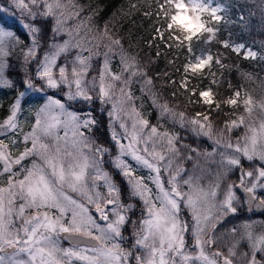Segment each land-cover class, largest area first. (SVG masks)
<instances>
[{
	"label": "snow or ice",
	"instance_id": "obj_1",
	"mask_svg": "<svg viewBox=\"0 0 264 264\" xmlns=\"http://www.w3.org/2000/svg\"><path fill=\"white\" fill-rule=\"evenodd\" d=\"M40 4L44 6L43 11L39 8ZM62 7L65 5H62L60 0H9L7 7L0 5V18L5 22L10 18L29 36V42L20 47L23 44L20 37L0 23V87H15L14 82L4 75L7 67L4 58L10 55L7 51L9 46L13 49L19 47V58L26 69L27 65L35 62L34 74H29L26 70L22 80L24 91L18 93L11 106L10 115L0 124V136L19 130L17 114L21 109V100L26 94L43 93L45 101L36 112L32 130L22 136L25 148L19 156L11 157L6 151L7 145L0 140V162L3 165L0 177L8 174V187H0V252L8 248L13 249L10 255H0V264H73V259L84 264H193L196 261L201 264H217L215 258L210 259L206 254V246L216 243L208 234L226 218L235 216L244 206H247L249 211L252 210L253 203L258 200L257 188L264 189V167L255 168L254 171H241L239 184H226L221 199H217L221 187L219 177L227 176V172L233 167L242 169V159H258L264 164V143H260L257 149L259 141L256 130L246 126L253 135L249 137L246 133L243 142L238 139L234 143L228 141L224 144V148L232 152L227 156L221 153V164H226L228 168L217 174V182L211 185L209 190L194 185L191 176L181 181L179 177L185 171L182 165L177 164L173 171L175 158L180 152L176 147L179 135L167 130L158 131L157 126H150L149 121L143 119L135 108H132L135 120L131 124V130L120 115L124 112L125 104L134 102L133 94L129 90L131 78L144 76L148 84H151L152 80L147 77L146 72L134 67L135 57L125 52L120 39L109 35L105 26L103 35L110 44L103 45L106 51L102 54L99 84L97 86L95 76L88 81L86 77L93 55H101L98 52L93 53L92 48H98L99 44L92 45L91 41L86 40V34L79 37L83 21L77 23L75 30L67 28V20L73 15L79 16V11L68 16H64L62 12L58 15L54 8ZM11 8L19 10V15L12 12ZM158 10L164 13L165 31L169 32V39L180 43L187 42L189 53L192 51L191 41L197 33L206 32L210 38L215 35V29L206 27L202 16L207 14L211 19H220L217 16L220 9L212 6V0H164L163 3H158ZM48 17L54 19L53 35L48 42L49 50L44 51L42 58L37 59L38 52L43 48L40 18ZM157 33L163 39V33L159 29ZM63 34H66L68 39L57 43L56 37ZM113 46L120 50L122 70L119 74L114 73L110 66ZM179 46L178 43L177 47ZM223 46L232 47L227 41L223 42ZM243 47L244 45H236L233 51L238 52ZM72 49L88 51L89 55L85 57L78 52L71 61L70 71L67 63L57 66L58 58ZM247 55L254 57L256 53L249 50ZM213 59L211 54L197 57L195 63L185 65V71L191 68L193 72H197L211 64ZM215 62L221 63L219 58ZM128 69L132 71L129 78L124 79V72ZM116 82L121 84L119 96L116 95ZM182 86H185L184 82ZM50 89L56 90L58 94L48 95ZM195 94L193 89L192 95ZM199 95L204 104L211 108V89L201 91ZM235 96L239 97L240 92L236 91ZM95 101H99L101 105L111 104V110L106 113L109 118L107 131L108 139L116 148L115 153L112 147L103 141L101 130L104 125L91 110H71L73 102L84 103L90 108ZM152 102L160 108L161 117L165 113H170L174 118L178 115L180 126L184 127V113L177 114L170 110L167 104H159L155 96ZM226 103L235 105L237 100L228 99ZM250 104L251 98L245 100L246 111L249 113L252 111L247 107ZM216 107L218 108L219 104H216ZM261 108L264 109V104ZM196 116L201 119L190 118L187 121L192 126L193 133L213 139L210 116L200 112ZM116 121H119L121 133L115 131ZM243 123L244 117L241 116L239 123L231 121L225 124V128L230 132L233 127H239ZM145 128H149L146 135ZM61 129L63 136L60 135ZM220 135L223 136V131ZM259 135L264 141V122L260 125ZM124 140L127 143L122 142ZM29 142L30 147L27 146ZM220 143L219 139L214 140V144ZM157 144L166 146L167 151L173 154L163 165V170L169 173L167 181L161 177L160 164L166 157L163 152L156 150ZM183 147L192 152L197 151L188 145ZM30 157L36 159L31 160L30 167H25L22 162ZM130 161L154 173L147 179L155 186V193L145 183V177L135 175L136 169ZM106 163H110L119 175L126 178V198L113 173L104 169ZM13 165H19L20 171L26 173L24 179H13L19 175L13 171ZM246 178L253 180L246 184ZM100 181L102 183H98ZM184 185L189 187V191H182ZM101 188L106 191H101ZM236 189L245 194L243 201L237 196ZM5 192L8 193L7 201ZM69 192L75 193L78 198ZM17 197L22 201L18 205L15 203ZM137 201L143 205L138 226L131 216L137 210ZM255 207L264 211V198L259 199ZM52 209L58 214L53 216L50 211ZM91 209L98 215H93ZM182 209H187L190 213L191 224L181 216ZM13 216L20 221L18 228L15 227ZM126 226L131 227L132 240L127 248L122 244ZM242 227L244 231L232 244L229 255L224 256L222 252L217 251L212 254L213 257H221L223 264H233L229 258L236 255L233 249L239 246L241 240L246 239L249 241L250 252L241 254L246 264H264V255L260 259L256 257L257 252L264 253V222L261 223L262 230L259 233L255 232L254 222H246ZM189 231L194 240V247L198 249L197 255L190 254L186 248L185 235ZM230 232L235 234L237 228H231ZM62 233L68 234L64 238L69 241H76L77 237L84 240L77 241L72 247L62 248ZM85 241L86 246H77ZM89 252L92 255H89ZM21 254H26L27 259L19 258Z\"/></svg>",
	"mask_w": 264,
	"mask_h": 264
},
{
	"label": "trees",
	"instance_id": "obj_2",
	"mask_svg": "<svg viewBox=\"0 0 264 264\" xmlns=\"http://www.w3.org/2000/svg\"><path fill=\"white\" fill-rule=\"evenodd\" d=\"M216 5L222 7L221 20L213 23L210 18H206V27L215 29L214 37H209L206 32H201L198 36L191 41L192 51L189 53L187 48V42L180 43L175 40L169 39V32L165 31L166 20L163 18L161 12L158 10V3H163L164 0H60L62 5V12L64 16H68L70 13L79 11V16L73 15L71 19L67 20L66 27L75 30V26L78 22L83 21V25L80 28L79 37H84L86 34V40L91 41L92 45L99 44V47H93V53H100L101 55H93L91 70L89 75H96L98 69L103 61L102 54L106 51L103 45L110 44V41L103 35L105 26L109 35L114 38L120 39L121 44L124 47L126 53L135 57V65L140 71L146 72L147 77L152 80L151 84L146 83V78L141 75L136 76V80H133V84L143 85L146 90L151 91V95H145L142 101L146 106L151 108L150 117L147 119L149 123H157V128L160 132L165 130L171 132L176 131L181 139H185V143L191 146V142L188 141L189 137L184 133L182 128H178L176 124H173L168 118L171 117L164 115L161 117L160 108L153 106V96L156 97L159 104H167L168 108L175 113H184V118H200L196 114L198 112L208 114L210 116L213 129L221 128L223 124L229 121V115H219L220 110L230 113L227 104H223L222 98L219 97V107L215 108L217 112H213L211 108L206 110L204 105L196 103L200 102L199 93L206 88L211 87L215 97L222 93V88H230V92L246 88V74L251 73L254 75V80L261 79L262 73L264 75V12L260 7V2L264 0H213ZM0 5L7 7L9 0H0ZM134 6V7H133ZM168 7V6H166ZM13 9V8H11ZM10 9V10H11ZM18 16L16 10L12 11ZM148 13V15H145ZM159 13V14H158ZM88 17H91L89 20ZM41 19L42 35L41 43L43 48L48 45L53 35L52 28L54 21L47 20L44 22V18ZM50 22L49 26L48 23ZM0 23L4 24L5 28H10L17 36L20 37L23 44H27L28 40L25 38V33L21 30L16 23L11 21L5 22L0 18ZM157 29L163 33V39L158 35ZM179 35V33H175ZM79 37H76L79 39ZM95 37L96 39H93ZM227 41L231 46L244 45L245 48L254 50L257 53V59L254 62H248L241 56L233 53L229 48L223 46V42ZM180 44L177 47V44ZM119 48L113 46V53L110 54V59L119 57ZM159 53V55H157ZM69 53L64 55L63 61L68 59ZM211 54L213 56V62L208 65L210 72H214L215 84L210 85L209 81L202 80L198 82L193 77L189 82H185L186 77L185 65L188 64L189 59L198 55ZM219 54V55H218ZM42 56V49L37 54V59ZM20 57L19 47L13 49L12 53L7 59V67L5 69V76L7 79L14 82L15 91L21 90L24 85L22 80L25 76V72L33 74V66L35 62L27 65L25 68L22 59ZM219 58L220 64L215 61ZM258 63V64H256ZM223 65V66H221ZM132 71V69H130ZM259 86V84H254ZM250 88V87H249ZM134 88L135 94L139 92ZM195 89V95H192V90ZM252 90H254L252 88ZM14 93V92H13ZM142 103V102H141ZM96 109V106L95 108ZM4 114V112H2ZM176 117H179L178 115ZM173 118V117H172ZM98 119V118H97ZM104 125L102 128L103 141L107 143L109 147H113L112 142L108 139V131L105 128V122L100 120ZM217 122V126L215 125ZM221 123V124H220ZM202 147L204 140H197ZM111 171V170H110ZM114 179L120 186L125 194L124 182H119L120 177L116 174ZM138 204V202H137ZM137 210L131 214L132 219L138 222ZM235 219H239L237 222H227L225 228H239L240 223L245 219L242 218V211H239ZM247 215V214H246ZM249 215V214H248ZM251 219V218H250ZM220 232L223 231L219 227ZM219 232V233H220ZM131 227L126 226L124 229V236L130 237ZM232 239H222L220 244L216 245L215 250H220L225 256L229 255V247H232ZM130 243L127 245L130 246ZM212 248V247H211ZM213 249V248H212ZM218 250V251H219ZM236 252L235 256L229 257L233 262L239 261L238 264H245V259L242 258V253H249L248 247L240 243L239 246L233 249ZM216 252V251H215ZM257 259L261 256L256 254Z\"/></svg>",
	"mask_w": 264,
	"mask_h": 264
},
{
	"label": "rangeland",
	"instance_id": "obj_3",
	"mask_svg": "<svg viewBox=\"0 0 264 264\" xmlns=\"http://www.w3.org/2000/svg\"><path fill=\"white\" fill-rule=\"evenodd\" d=\"M49 2H52V0H49ZM212 6L220 9L217 12V16H219L220 19L219 20L212 19L213 23H216V22H219L221 20V15H222L221 12L223 9L220 5H216L213 0H212ZM260 7L262 8V11L264 12V1L260 2ZM39 8L41 11H43L44 10L43 4H40ZM14 10H16L18 12V15H19V10L15 9V8L11 9V11H14ZM33 10L35 11V8ZM62 10H63L62 8L61 9H55L54 8V11H56V13L58 15L62 12ZM159 12H161L162 17L164 18V13L162 11H159ZM208 17L209 16L207 14H204L202 16V19L205 21L206 18H208ZM2 20H4V19L2 18ZM47 20H49V21L53 20L54 21V19L52 17H48V18L44 19V22H46ZM7 21H11V19L9 18ZM16 24H17V26H19L21 28V26L18 23H16ZM49 24H50V22L48 23V26H49ZM51 26L54 27V24ZM21 30L25 33V38L29 42V36L26 34L24 29L21 28ZM197 34H199V33H197ZM65 39H68V36L66 34H63V35L56 37V42L62 43ZM239 45H241V44H239ZM235 46L236 45H234L230 48L231 51H233V48ZM48 50H49L48 45L45 48H42V55H43L44 51H48ZM249 50L251 52L256 53L254 50L249 49V48H245V47L240 49L238 52L237 51H233V52L235 54L241 56L244 60L251 63V62H254L255 59H257L258 55L256 53V55L254 57L248 56L247 53ZM7 51H9L10 54L12 53L11 46H9L7 48ZM78 52H80L79 49L70 50L67 54H69V53H72V54H70L68 56V59L65 61H63V59H64L63 56L67 55V54H62L58 58L57 66L67 63L69 71H70L71 67H72L71 61L74 59V57L77 55ZM80 54L87 57L89 55V52L83 51V52H80ZM206 55H208V54H206ZM206 55L204 54V56H206ZM9 56L10 55H8L7 57L4 58L6 60V63H7V59ZM200 56H202V55H198L194 58L189 59L188 64L190 62L195 63L196 58L200 57ZM40 58H42V56ZM93 58H94V56H93ZM259 62H264V60L259 61ZM90 63L92 64V60ZM256 64H258V63H256ZM101 65H102V63H101ZM110 66H111V69L114 73L119 74L122 70L120 58L116 57V58L110 59ZM34 68H35V65L33 66V70H32L33 74H34ZM99 69H100V67H99ZM99 69H98L97 74L94 75L95 77H97V86L99 84V80H98ZM90 70H91V68L89 69V71L87 73V77H86V79L88 81H91L92 77H94L92 74L89 75ZM210 71L208 69V65L204 66L202 69L198 70L197 72H193L191 70V68H189L187 71H185L187 78H185L184 83L189 82L193 77H195L198 82H201L202 80H207V81H209L210 85H214L216 83V82L213 83V81H215V79L213 77L214 72L212 73ZM130 72H131L130 69L125 71L123 78L124 79L129 78ZM4 75H5V72H4ZM135 78H136V76L131 78L132 82H133V80H136ZM245 79H246V83H245L246 88H241L240 90L239 89L237 90L240 92L239 97L235 96L236 91L230 92V88H228V87L222 88V93H220L216 97L211 90V97H210L212 100L211 108H215V105L219 104V101H217V99L219 97L222 98L223 104H227L226 106L228 107L230 113L221 109L220 114H219V115H223V114L229 115L230 114L231 118H229V121L227 123H230L231 121H237V123H239V118L241 116L244 117V123L240 124L239 127H233L230 132L227 130V128H225V124H223V126L221 128H219L217 126V122L215 121L216 122L215 125L217 126V128L212 129L213 139H209L207 136H203V135L197 136L196 134H194L193 131L191 130L192 126L187 123V121L189 119L184 118L185 124H184V127H181L180 123H179V119H180L179 117H175V118L173 117L172 118V116H171L168 118L173 124H176L178 126V128H182L184 130V133L187 134V136L189 137L188 141H190L192 144L190 146V148L197 150L196 152H192L189 149L184 148L183 145H186L185 139L180 138L177 141L176 147L180 149V152H179V155L176 156V158H175V162L173 165V171H175V166L177 164L182 165V167L185 169V171L183 173H181V176L179 177V179L181 181L183 179H187L189 176H191L193 178V184L194 185H198L199 187L204 188L206 191L209 190L210 186L214 185L217 182V179H218L217 174L224 172L228 168V166L226 164H221V160H222L221 153H224V155L227 156V155H231L232 152H231V150H226L224 148V144L228 141H231L234 143L238 139L243 142V137L245 136L246 133L249 137H251L253 135V132L249 131L246 126H250L251 129L256 130L257 139L259 141L257 144V149H259L260 143H264V141L261 140L260 135H259L260 125L262 122H264V109L261 108V105L264 104V75L262 73L261 79L256 81V80H254L253 74L247 73ZM254 84H259V86L253 87ZM120 86H121L120 82H116L115 90H116L117 96H119ZM134 88H138V89H136L139 92L138 94H135V91L133 90ZM252 88L254 90H252ZM208 89L209 88H206L203 91H207ZM210 89H211V87H210ZM129 90L133 94L134 102H130L128 104H125L123 106L124 112L120 113V115H121L122 119H124L125 122L128 124L129 129L131 130V124L135 120V113L132 112V108H135L136 111H138L141 114L143 119H148L150 117V115H151L150 112L152 109L149 108L148 106H146L144 104V102L142 101V98L145 95H151V91L146 90L143 87V85H139V84H134L133 87L131 85ZM21 91H24V87L19 91H15L13 88L6 87V86L0 87V124H3L4 121L7 119V117L10 115L11 106L13 105L14 101L16 100L18 93ZM47 94L48 95H57L58 93L56 92V90L50 89V90H48ZM43 96H44L43 93L37 94V93L33 92V93L26 94V96L21 100V109L17 114L19 130H17L16 132L9 131L6 136H0V140H2L5 145H7L6 151H7V153H9L11 155V157L15 158L16 156H19L21 152L24 151L25 144L22 142V136L24 133H28L32 130V125L35 123L36 112L45 102L43 99ZM248 98H251V104L247 106V107H250L252 109L251 113L246 111L245 100H247ZM199 99H200V102L196 101V103H200V104L204 105V108H206V110L211 109V108H209L208 105L204 104L203 98L200 97V95H199ZM228 99H236L237 103L235 105H230V104L226 103V101ZM95 106H96V109H94ZM153 106L155 107L156 105L153 104ZM101 109H103L104 111H101ZM71 110H75L78 112H82L85 110H91L93 115L96 116L98 118V120H102L105 122V126H106L105 128L107 129V126L109 124V118H108L106 113L108 110H111V104L101 105L99 101H95L91 105V107L88 108V106H86L84 103L73 102ZM212 111L217 112L216 108L212 109ZM2 112H4V114ZM165 115L168 116L167 113H165ZM196 119H201V118H196ZM149 124H150V126H153V125L157 126V123H151L150 122ZM115 131L117 133L122 132V129H120V127H119V121H116V123H115ZM148 131H149V128L144 129L145 135L148 133ZM221 131H223V136L220 135ZM170 133H176V131H171ZM60 135L63 136V129L60 130ZM42 139H44V138L42 137ZM215 139H219L221 141V143L219 145L214 144ZM197 140H204V142H202L204 147H202V145ZM12 141H15V143H12ZM46 142H47V140H46ZM122 142L127 143L126 140H124ZM27 146L30 147L31 143L29 142ZM141 147H142V145H141ZM149 148L151 149V142H149ZM112 150H113V153L116 152V148L114 147V145L112 147ZM156 150L163 152V154L166 157L165 161H161L160 164L162 167L161 177L163 179H165V181H167V177H168L169 173L163 170V165H164V163H166L167 158L173 154H171L167 151L166 146H162L160 144H157ZM197 153H199V155ZM208 153H210L211 155H207ZM188 156H191L192 158L187 159ZM33 159H36V157H30V158L24 160L22 163L25 167H30L31 160H33ZM129 160H130V158H129ZM130 162L133 164V167L136 169L135 175L145 177V183H147L149 185V187H151L153 189V193H155V191H156L155 186L151 183V181H149L147 179L149 177V175H154V173H150V170H148L147 168H144L140 165H137L134 161H130ZM241 163L243 165L242 169H237V168L233 167L230 171L227 172V176L219 177L221 187L218 191L217 199L222 198V194L224 192L226 184H228V183L239 184L241 171H254L255 168L264 167V164H262L258 159H254L253 161H247L246 159H242ZM2 167H3L2 162H0V170H2ZM12 167H13V171L19 173V175L14 177L13 179L14 180L24 179V176L26 175V173L23 171H20V166L19 165H13ZM104 169L109 171L110 173L116 174L118 177L121 178L119 182H124V184H125V188H126L125 189V198H126L127 197V191H128L126 178L119 175V173L115 169H113V167L110 163H106L104 165ZM254 175H255V173H254ZM252 180H253V178H246L245 183L250 184L252 182ZM98 183H102V181H100ZM0 187H4V188L8 187V174H5L4 176L0 177ZM166 187H167V183H166ZM100 190L106 191L103 188H101ZM182 191H185V192L189 191V187L187 185H184L182 187ZM69 194L76 197L75 193L69 192ZM236 194H237V196L240 197L241 201H243L245 199V196L242 193H240L237 189H236ZM4 195H5V200L7 201L8 193L5 192ZM256 196H257L258 200L261 198H264V189L257 188ZM76 198H78V197H76ZM21 202L22 201L19 199V197H17L15 203L18 205ZM137 202H138V206H140V209H141L143 207V205L139 201H137ZM256 202L257 201H255L254 203H256ZM140 209L137 211V212H140V215L138 214L137 226L139 224V218L141 216ZM50 211H51L53 216L58 214L55 209H52ZM91 211H92L93 215H98L95 213L94 209H91ZM240 211H242L241 217L245 218V219L240 223V226L237 229V232L235 234L230 232L231 228H225V226H226L227 222L240 221L239 219H235V218H236V216H239L241 214V212L237 213L239 215L236 214L235 216H229L228 218H226L225 221L222 222V224H218L217 228L213 231H210L208 234V237L215 239L216 243L206 246V254L209 256L210 259L215 258L217 260V264H223V259L221 257H213L212 254L215 251L217 252L219 250V249L215 250V248H216L215 246L221 245L220 242L222 239H229L231 237H234V239H232V241L234 243V241L239 239L241 234L243 233L244 229H243L242 225L245 224L246 222H254L256 233H259L262 230L261 229V223L264 222V215L262 216L260 214H257V215L254 214L252 210L251 211L248 210L247 206H244ZM248 211L251 212L250 215H248ZM263 213H264V211H263ZM181 216L185 220H188L189 223L191 224V215L187 209H182ZM13 220L15 221V227L18 228L20 226V221L17 220V218L15 216H13ZM219 227L223 231L220 232V229L217 230ZM95 234H98V233H95ZM66 235L67 234H64V233L61 234L60 246L62 248H68V247L73 246V244L69 243L68 241L66 242L67 243L66 245L62 244V240H65L64 237ZM185 239H186V248H187L188 252L192 255H197L198 249L194 247V240L192 239L190 231H189V233H187L185 235ZM129 242L132 243L131 235L128 238H127V236H124V240L122 241L123 247L127 248L128 247L127 245L129 244ZM240 243L245 244L250 251V246H249L248 240H246V239L241 240ZM77 246L78 247H84L86 245L78 244ZM230 248L231 247H229V249ZM12 251H13V249L8 248V249H5L4 252H0V255L6 254V253L10 255L12 253ZM219 252H221V251L219 250ZM88 254L92 255L91 252H89ZM256 254H259L260 256L264 255V253H260V252H257ZM6 258H7V256H6ZM19 258L27 259V256H26V254H21V257H19ZM177 259H179V258H177ZM238 263H239V261L233 262V264H238ZM73 264H84V262L73 259ZM193 264H201V262L196 261V262H193Z\"/></svg>",
	"mask_w": 264,
	"mask_h": 264
},
{
	"label": "water",
	"instance_id": "obj_4",
	"mask_svg": "<svg viewBox=\"0 0 264 264\" xmlns=\"http://www.w3.org/2000/svg\"><path fill=\"white\" fill-rule=\"evenodd\" d=\"M240 193H242V191L240 190V189H237ZM243 194V193H242ZM244 196H245V194H243ZM256 203H258V201L256 202ZM256 203H253V206H252V209H253V212H254V214H260V215H264V213H263V211H261V210H259V209H257L256 207H255V204ZM68 235V234H67ZM66 235V236H67ZM65 236V237H66ZM69 243H71V244H76L77 243V241H82V240H84V238H81V237H77L76 238V241H69L68 239H66ZM78 244H84V245H86V241L85 242H81V243H78ZM77 244V245H78Z\"/></svg>",
	"mask_w": 264,
	"mask_h": 264
},
{
	"label": "flooded vegetation",
	"instance_id": "obj_5",
	"mask_svg": "<svg viewBox=\"0 0 264 264\" xmlns=\"http://www.w3.org/2000/svg\"><path fill=\"white\" fill-rule=\"evenodd\" d=\"M62 244H65V245H66V244H67V243H66V240H62Z\"/></svg>",
	"mask_w": 264,
	"mask_h": 264
}]
</instances>
